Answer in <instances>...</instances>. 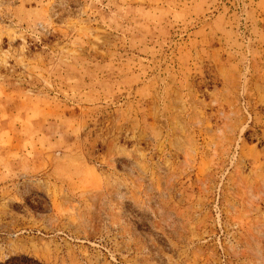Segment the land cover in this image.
Listing matches in <instances>:
<instances>
[{"label": "rangeland", "instance_id": "rangeland-1", "mask_svg": "<svg viewBox=\"0 0 264 264\" xmlns=\"http://www.w3.org/2000/svg\"><path fill=\"white\" fill-rule=\"evenodd\" d=\"M264 264V0H0V262Z\"/></svg>", "mask_w": 264, "mask_h": 264}, {"label": "trees", "instance_id": "trees-1", "mask_svg": "<svg viewBox=\"0 0 264 264\" xmlns=\"http://www.w3.org/2000/svg\"><path fill=\"white\" fill-rule=\"evenodd\" d=\"M30 262L37 263V262L31 260L30 258L21 255V256L9 257L5 261L0 262V264H29Z\"/></svg>", "mask_w": 264, "mask_h": 264}]
</instances>
